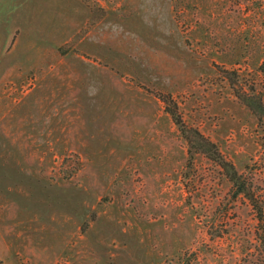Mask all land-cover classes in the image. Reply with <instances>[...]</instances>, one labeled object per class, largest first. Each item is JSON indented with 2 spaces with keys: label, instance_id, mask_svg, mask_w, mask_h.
Wrapping results in <instances>:
<instances>
[{
  "label": "rangeland",
  "instance_id": "1",
  "mask_svg": "<svg viewBox=\"0 0 264 264\" xmlns=\"http://www.w3.org/2000/svg\"><path fill=\"white\" fill-rule=\"evenodd\" d=\"M258 57L264 0H0V264H264V121L221 73L264 98Z\"/></svg>",
  "mask_w": 264,
  "mask_h": 264
},
{
  "label": "trees",
  "instance_id": "2",
  "mask_svg": "<svg viewBox=\"0 0 264 264\" xmlns=\"http://www.w3.org/2000/svg\"><path fill=\"white\" fill-rule=\"evenodd\" d=\"M256 61H260L258 71L264 74V57L263 59L258 57ZM221 73L229 83L230 87L233 88L236 98L242 102L260 121H264L263 94L257 91L254 86L249 87L250 89L245 92L242 91L241 88H239L240 91L236 89L237 87L234 83L233 77H237V73L234 70L222 69ZM155 97L163 103L165 113L169 115L171 121L178 128L182 138L186 141L188 145V153L191 156L195 154L204 155L209 160L216 163L236 188L234 196L237 197L239 195H243L247 197L248 200H252L253 193L249 190L241 175H238L234 167L222 159L216 145L200 133V131L185 124L183 117L179 112L178 104L174 98L168 93L160 92L155 93Z\"/></svg>",
  "mask_w": 264,
  "mask_h": 264
}]
</instances>
